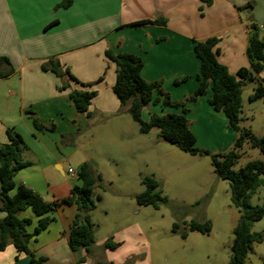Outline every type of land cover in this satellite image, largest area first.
<instances>
[{"label":"crops","instance_id":"obj_1","mask_svg":"<svg viewBox=\"0 0 264 264\" xmlns=\"http://www.w3.org/2000/svg\"><path fill=\"white\" fill-rule=\"evenodd\" d=\"M61 1L0 0V57L9 55L7 48L3 49L4 42H14L21 51L17 61L10 56L12 53L8 56L12 64L15 62L14 73L0 80V144L10 143L8 130L22 138L23 159L30 165L18 172L15 182L31 188L48 202L65 199L74 186L83 185L78 174L84 163H89L95 176H102L100 164L79 154L76 140L93 127V118L128 112L114 92L117 67L106 57L107 51L141 58L145 81L161 82L172 101L186 102L199 86L201 64L194 53L195 42L220 39L216 47L218 61L236 75L240 69L250 67L247 50L252 26L259 28L264 24L262 17L248 10L258 0H213L210 6L200 0H74L70 8L57 9ZM143 21L165 24L134 25ZM51 59L68 68L82 84L92 86L68 81L70 89L59 91L60 79L41 68ZM100 78L103 80L97 83ZM259 78L264 81V72ZM72 90L96 92L89 116L76 110L70 98ZM211 97L208 89L206 96L186 102L189 127L195 136L192 128L198 123L214 136L213 120L233 132L226 117L211 107ZM159 107L150 104L145 108L143 120L148 121L151 114L181 113ZM34 117L46 130L36 129ZM228 136L230 143L236 140V134L229 132ZM75 157L77 170L69 166L66 171L63 161ZM74 216L75 208L68 206L50 214V226L30 241V250L47 258L46 264H75L84 257L87 261L81 264H124L131 259L133 264H154L151 246L137 223L101 240L96 237L90 253L72 252L69 234ZM21 217L33 220L29 228L33 232L38 218L31 210ZM107 238L120 246L114 251L103 250ZM0 264H30V258L25 254L18 256L9 245L0 253ZM179 264L189 263L185 260Z\"/></svg>","mask_w":264,"mask_h":264},{"label":"trees","instance_id":"obj_2","mask_svg":"<svg viewBox=\"0 0 264 264\" xmlns=\"http://www.w3.org/2000/svg\"><path fill=\"white\" fill-rule=\"evenodd\" d=\"M200 1L208 6L213 3V0ZM73 3L74 0H62L56 8L68 9ZM148 23L165 24L164 21H143L134 25ZM258 31L257 26H252V35L247 50L250 67L240 69L236 75H232L228 68L218 61L219 52L216 47L220 39L209 38L194 44V53L200 61L201 72L198 77L199 86L186 102L197 101L200 97L206 96L208 89H211L212 97L209 100L211 107L226 117L229 128L236 133L234 147L227 153L212 154L197 146L196 136L189 127L186 102H173L170 95L164 91L161 82L145 81L141 75L144 66L141 58L131 54L106 52V57L117 67L114 92L121 106L128 107V113L138 124L140 132L147 134L156 128L159 130L161 138L175 145L181 151L193 156H209L216 175L229 184L232 204L241 214V222L233 230L234 240L231 246L230 264H246L248 254L253 250L254 245L264 241V233L250 232L251 225L263 219L264 207H252L249 204L256 189L264 186V161H252L237 171L234 169L246 144L259 149L264 156V137L259 138L250 129L242 128L239 125L244 83L252 81L257 84L253 95L249 98L251 102L264 98V81L259 78V75L264 72V42ZM41 68L44 72L54 73L60 79L59 91L70 89L68 81L78 83L82 87L92 86V84L86 85L79 82L71 71L56 59L47 61ZM13 73L10 60L0 57V80L9 78ZM102 80L103 78H100L97 83ZM176 83L178 84V82ZM155 94L158 97H155ZM95 96L96 92L83 90L70 92V98L78 113H87L88 116L90 105ZM161 102L165 107L181 109V113L151 114L149 120L144 121L142 118L144 109L150 104ZM26 113L33 116L31 112ZM33 119L38 131L46 130L36 117ZM8 136L10 143L0 144V253L12 245L18 252V256L25 254L30 258V264H46L47 258L38 257L33 253L29 243L48 229L53 220L50 214L65 206L75 208V216L69 234L71 251L76 253L86 250L90 253L96 243V227L91 219V212L95 209L93 189L102 179L101 176H95L89 163H84L78 174L83 185L74 186L70 196L65 199L48 202L26 185L16 184V175L30 163L23 159L25 145L22 138L12 130H8ZM142 183L146 190L136 196V201L140 206H152L159 209L161 204H168L167 199L162 197L161 184L158 181L144 177ZM100 199L101 197H98V200ZM27 210H31L38 218L33 232L29 231L33 220L21 217V214ZM180 228L181 225L175 223L173 233L180 234L183 239H186L185 233H179ZM188 230L208 235L212 231V224L209 221L205 223L192 221L188 225ZM119 246V243H115L110 238L104 243L102 249L114 251ZM86 261V257L80 258L75 264ZM133 262L134 259H131L124 264H133ZM95 264L114 263L97 261Z\"/></svg>","mask_w":264,"mask_h":264},{"label":"rangeland","instance_id":"obj_3","mask_svg":"<svg viewBox=\"0 0 264 264\" xmlns=\"http://www.w3.org/2000/svg\"><path fill=\"white\" fill-rule=\"evenodd\" d=\"M263 4V0H258L248 10L264 19ZM258 32L261 36L262 32ZM13 43H2L3 49L7 48L9 55L12 53L10 56L17 61L21 51ZM8 56L1 57L10 60ZM14 63H11L12 68ZM256 87L252 81L242 86L239 125L261 138L264 137V98L254 102L249 99ZM156 105L162 111L181 110L165 107L162 102ZM147 118L146 114L144 119ZM212 123L216 128L214 136H210L201 123L194 124L192 129L196 133L197 146L212 154L227 153L235 143H230L228 134L236 133L223 128L217 120ZM92 124L93 127L82 132L76 142L79 154L100 164L102 173V179L93 189L95 209L91 219L93 216L96 237L101 240L109 233L137 223L151 246L154 264H179L185 260L189 264H230L234 240L232 225H239L241 214L232 204L229 184L214 172L211 158L181 151L161 138L156 128L147 134L141 133L128 112L95 117ZM77 159L63 161L66 171L69 166L77 170ZM257 160L264 161L262 152L246 144L234 169L237 171ZM144 177L161 184L162 197L168 204H161L156 209L137 203L134 195L146 190L142 183ZM249 204L264 207V186L256 189ZM192 221L211 222V233L190 232L188 225ZM175 223L181 225L179 233H185L186 239L173 233ZM250 232L264 233V217L251 225ZM246 264H264V241L254 245Z\"/></svg>","mask_w":264,"mask_h":264},{"label":"built area","instance_id":"obj_4","mask_svg":"<svg viewBox=\"0 0 264 264\" xmlns=\"http://www.w3.org/2000/svg\"><path fill=\"white\" fill-rule=\"evenodd\" d=\"M259 30L262 32L261 38H262V41L264 42V24H262V25L259 27ZM69 173H70V174H73V170H72V169H69Z\"/></svg>","mask_w":264,"mask_h":264}]
</instances>
